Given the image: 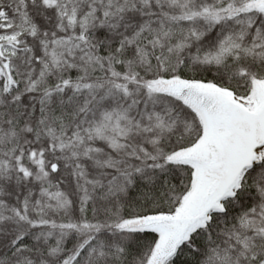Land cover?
<instances>
[{"label":"snow or ice","instance_id":"snow-or-ice-1","mask_svg":"<svg viewBox=\"0 0 264 264\" xmlns=\"http://www.w3.org/2000/svg\"><path fill=\"white\" fill-rule=\"evenodd\" d=\"M0 264H264V0H0Z\"/></svg>","mask_w":264,"mask_h":264}]
</instances>
